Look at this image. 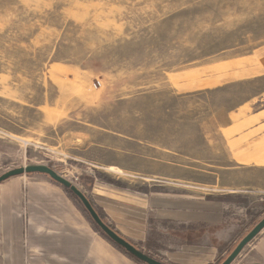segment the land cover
Returning <instances> with one entry per match:
<instances>
[{
  "label": "rangeland",
  "instance_id": "obj_1",
  "mask_svg": "<svg viewBox=\"0 0 264 264\" xmlns=\"http://www.w3.org/2000/svg\"><path fill=\"white\" fill-rule=\"evenodd\" d=\"M263 55L264 0H0V174L219 197L221 264L264 217V155L233 154Z\"/></svg>",
  "mask_w": 264,
  "mask_h": 264
},
{
  "label": "crops",
  "instance_id": "obj_2",
  "mask_svg": "<svg viewBox=\"0 0 264 264\" xmlns=\"http://www.w3.org/2000/svg\"><path fill=\"white\" fill-rule=\"evenodd\" d=\"M256 116L261 119L258 113L248 121ZM259 124L255 127L264 129ZM256 133L235 137L233 154L264 155V133ZM81 182L84 187H78L119 236L164 264H213L218 259L217 248L206 240L191 244L183 235L205 234L210 226L228 237L230 203L219 197L130 190L93 173ZM246 247L237 264H264V230ZM0 264L139 263L105 240L61 187L44 176H17L0 183Z\"/></svg>",
  "mask_w": 264,
  "mask_h": 264
},
{
  "label": "water",
  "instance_id": "obj_3",
  "mask_svg": "<svg viewBox=\"0 0 264 264\" xmlns=\"http://www.w3.org/2000/svg\"><path fill=\"white\" fill-rule=\"evenodd\" d=\"M39 174L49 177L52 181L56 182L65 189H68L79 201L82 208L88 213L90 219L95 226L114 244L123 249L127 254L138 260L143 264H164L159 262L148 255L139 251L133 244L129 243L117 233H115L106 223L103 222L97 211L92 206L89 199L84 193L72 184L69 180L65 179L52 168L42 164H29L26 166L16 167L0 174V183L21 175ZM264 230V217L239 241L232 252L224 259L221 264H232L238 256L242 253L245 247L250 244L255 238Z\"/></svg>",
  "mask_w": 264,
  "mask_h": 264
},
{
  "label": "trees",
  "instance_id": "obj_4",
  "mask_svg": "<svg viewBox=\"0 0 264 264\" xmlns=\"http://www.w3.org/2000/svg\"><path fill=\"white\" fill-rule=\"evenodd\" d=\"M52 181V180H51ZM54 184L58 185L59 187H61L69 197H71L75 203L77 204V206L79 207V209L82 211V213L88 218L89 222L91 223V225L93 226V228L100 233V235L107 240L113 247H115L117 250H119L121 253H123L125 256H127L128 258H130L131 260L139 263V264H143L141 262H139L138 260H136L135 258H133L131 255L127 254L123 249H121L120 247H118L116 244H114L112 241H110L96 226L95 224L92 222V220L90 219L88 213L82 208L81 204L79 203V201L77 200V198L68 190L63 188L62 186H60L59 184H57L56 182L52 181ZM106 182L108 183H113L112 181L106 180ZM115 184V183H113ZM140 191H146L144 188H140ZM98 215L101 217V219L103 220L104 223H106V221L103 219V216L101 214L98 213ZM115 233H117L114 228L109 225L108 223H106ZM214 229V228H213ZM194 233H189V234H185L183 235L185 241H187L188 243H196L201 241L202 238H204V240H206L208 242L209 245H211L212 247L216 248V247H220L222 244H224L223 242L225 241L224 237H220L219 234H216L214 230H209L205 232L204 237H199L198 239H196V235H192ZM203 236V235H202ZM136 247V246H135ZM139 251H141L142 253L148 255L149 257L162 262L160 259H157L154 255H151L149 252H146L144 250H142L140 247H136ZM163 263V262H162Z\"/></svg>",
  "mask_w": 264,
  "mask_h": 264
}]
</instances>
